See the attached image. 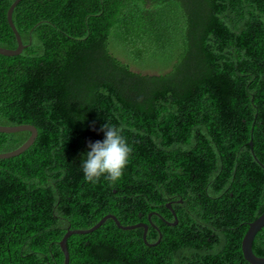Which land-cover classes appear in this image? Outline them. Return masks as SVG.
<instances>
[{"label": "trees", "instance_id": "1", "mask_svg": "<svg viewBox=\"0 0 264 264\" xmlns=\"http://www.w3.org/2000/svg\"><path fill=\"white\" fill-rule=\"evenodd\" d=\"M13 2L0 0L6 49ZM12 21L26 47L0 55V125L38 134L0 159V264H63L67 228L106 215L159 243L108 219L67 239L69 264H249L241 241L264 211V0H21ZM107 123L129 162L114 183L87 182ZM29 135L0 133V154ZM252 250L264 257V227Z\"/></svg>", "mask_w": 264, "mask_h": 264}, {"label": "water", "instance_id": "2", "mask_svg": "<svg viewBox=\"0 0 264 264\" xmlns=\"http://www.w3.org/2000/svg\"><path fill=\"white\" fill-rule=\"evenodd\" d=\"M20 1L21 0H14V2L8 8L7 15H6L7 23H8L10 29L12 30V32L15 36L17 47L15 49H6V48L0 47V55L7 56V57L17 56L26 47L23 45L21 37H20L19 33L17 32V30L14 26V23L12 21L13 11H14L15 7L20 3ZM23 131L30 133L28 139L17 149H15L11 152L0 154V159H10V158H13V157H16V156L22 154L34 143V141L37 137V134H38L37 129L32 125H19V126H1L0 125V133L11 134V133H17V132H23ZM248 146L250 147L251 152L253 153V142H252V140L249 141ZM261 167L264 170V166L261 165ZM178 202H181V201L179 200ZM167 208L171 212H173L170 203L167 204ZM108 219L113 220L115 225L121 230H133V229H137V228H142L144 230L143 234H142V239H143L144 244L147 246H156L160 241L161 235H159L158 240L154 243H148L146 241V233H147L148 227H147V224H145V223H137V224H133V225H129V226H123L120 224V222L117 220V218L115 216L106 215L101 220H99L93 227H91L89 229L72 230L70 228H67L66 233L64 234L61 241L59 242V246H60V249H61L63 257H64L63 264H69V253L67 250V239L71 235H75V234L82 235V234L91 233V232L95 231L96 229H98ZM168 224L172 225V226L176 225L177 224L176 218L173 222L168 223ZM263 227H264V211L257 219H255L253 222L248 224V230L246 231V233L243 236L242 241H241V251H242L243 258L249 264H264V257H262V258L257 257L253 253V250H252L253 240H254L256 234Z\"/></svg>", "mask_w": 264, "mask_h": 264}, {"label": "clouds", "instance_id": "3", "mask_svg": "<svg viewBox=\"0 0 264 264\" xmlns=\"http://www.w3.org/2000/svg\"><path fill=\"white\" fill-rule=\"evenodd\" d=\"M100 131L104 133V140L88 144L90 151L82 162L84 178L95 183L104 177L114 183L122 177L132 148L121 134L122 129L107 123Z\"/></svg>", "mask_w": 264, "mask_h": 264}, {"label": "rangeland", "instance_id": "4", "mask_svg": "<svg viewBox=\"0 0 264 264\" xmlns=\"http://www.w3.org/2000/svg\"><path fill=\"white\" fill-rule=\"evenodd\" d=\"M134 70H138L137 68H133ZM143 73H145V74H153V73H156V72H154L153 70H149V69H144L143 71H142Z\"/></svg>", "mask_w": 264, "mask_h": 264}]
</instances>
